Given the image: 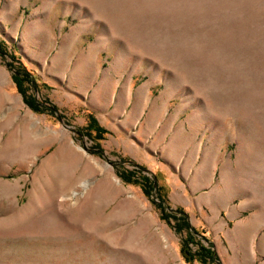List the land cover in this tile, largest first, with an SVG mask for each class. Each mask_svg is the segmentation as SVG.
I'll return each mask as SVG.
<instances>
[{
	"label": "rangeland",
	"instance_id": "374dc122",
	"mask_svg": "<svg viewBox=\"0 0 264 264\" xmlns=\"http://www.w3.org/2000/svg\"><path fill=\"white\" fill-rule=\"evenodd\" d=\"M0 40V264H264V0H0Z\"/></svg>",
	"mask_w": 264,
	"mask_h": 264
},
{
	"label": "trees",
	"instance_id": "16d2710c",
	"mask_svg": "<svg viewBox=\"0 0 264 264\" xmlns=\"http://www.w3.org/2000/svg\"><path fill=\"white\" fill-rule=\"evenodd\" d=\"M0 53L3 55H7L6 52V46L3 41L0 40ZM18 69H16L12 75V79L14 80L16 86L20 90V92L23 94L24 97H26V92L22 89V85L24 82H33V77L29 72L26 71V68L23 67L21 64L19 65ZM28 104L33 110H37V106L33 102H29ZM38 111V110H37ZM89 123L90 127L94 128L95 131L98 133H104L105 131L100 128L96 122V120L93 118V116H89ZM129 180V179H128ZM150 190V185L147 188ZM146 189V190H147ZM186 226V223L184 224V227ZM188 231H187V237L182 242L180 247L181 255L183 256L184 260L187 262H192L194 260H198L200 263H206L207 261H215V255L214 252L211 250V247H206L202 243H200L198 246V251L196 253H193L191 249L189 248V244L193 243L195 240L194 233L196 231H193L188 225H187ZM178 230H181V228H178ZM197 234V233H196ZM204 238V237H203Z\"/></svg>",
	"mask_w": 264,
	"mask_h": 264
},
{
	"label": "bare ground",
	"instance_id": "6f19581e",
	"mask_svg": "<svg viewBox=\"0 0 264 264\" xmlns=\"http://www.w3.org/2000/svg\"><path fill=\"white\" fill-rule=\"evenodd\" d=\"M89 184L87 181L82 182V188H87L89 186ZM72 195H76V193H73Z\"/></svg>",
	"mask_w": 264,
	"mask_h": 264
}]
</instances>
